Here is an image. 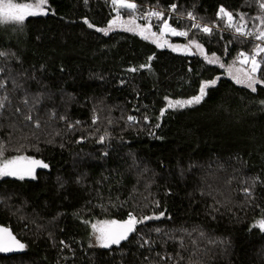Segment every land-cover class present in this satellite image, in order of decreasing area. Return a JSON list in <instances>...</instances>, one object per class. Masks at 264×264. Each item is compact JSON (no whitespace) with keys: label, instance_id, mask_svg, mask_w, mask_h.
Segmentation results:
<instances>
[{"label":"trees","instance_id":"trees-1","mask_svg":"<svg viewBox=\"0 0 264 264\" xmlns=\"http://www.w3.org/2000/svg\"><path fill=\"white\" fill-rule=\"evenodd\" d=\"M127 2L136 9L48 0L47 15L0 24V99L8 98L0 161L23 156L48 165L35 179L0 177V227L24 245L0 251V264H264L256 226L264 219V84L253 92L228 71L261 42L238 36L219 15L223 7L234 21L245 14L246 30L264 28L251 19L264 16L260 0ZM154 10L188 32L170 36V46L195 40L203 53H178L126 30L134 19L159 37L162 21L144 19ZM213 54L218 61L209 64ZM213 80L199 104L168 108ZM129 213L164 215L137 224L119 245L93 244L92 225Z\"/></svg>","mask_w":264,"mask_h":264},{"label":"snow or ice","instance_id":"snow-or-ice-1","mask_svg":"<svg viewBox=\"0 0 264 264\" xmlns=\"http://www.w3.org/2000/svg\"><path fill=\"white\" fill-rule=\"evenodd\" d=\"M48 0H36L35 3L32 2H16V0H0V24L2 25H18L22 26L25 21L29 17H34L38 15H47L48 11L46 10V5ZM113 7L116 8L119 5L120 9H129L135 10L137 5L135 3L127 2V0H112ZM259 8L264 10V0H260ZM177 5L175 3L170 5V12L174 13L176 11ZM188 18L195 21L196 17L193 13L189 12ZM219 15L221 19L227 18V27L230 29H234L235 33L238 36L243 37H254L255 40L260 41L254 46L253 52L251 55L241 52L239 54L238 60L241 65H250L248 68H237L235 69V73L233 72V68L229 67V75L235 80L238 84H244L247 88L251 89L253 92L257 90V85L264 84V71H261V64H264V57L260 60L257 57L260 53H264V28H257L255 31L246 30L248 28L247 21L245 20V14H239V21L233 20V13L227 12L223 7L219 9ZM165 13L163 10L158 11H149L144 19H148L149 17H156L158 20L162 21V27L159 29V37L157 36L156 32L151 30V25H147L145 27H141L140 25L135 24L134 19H130L127 21L128 24L133 25L134 27L128 28L126 30L133 31L135 29H139V34L144 35L145 32L149 33L152 37H156L153 39V43H157V46H162L158 43V40L162 38L166 33H171L174 36H187V31H178L176 28L171 27L168 23V19L164 18ZM119 13L116 19L112 20L109 24V28L115 25L119 21ZM252 20H260L261 25H264V16H257L252 17ZM85 23L88 24L89 28H92L93 25L88 23L85 20ZM193 28L200 29L203 32L211 34L212 28L207 25H201L200 23H193ZM97 31H105L102 29H97ZM145 39L149 37L147 35L144 36ZM167 43V41H165ZM195 46L201 53H203L204 49L200 44H198L195 40L189 42V47ZM179 46L173 47L175 51L176 48ZM185 51H188V48H185ZM6 53L0 52V56H5ZM151 59V57L149 58ZM205 59L209 64L216 63L218 61V57L213 54L212 58L210 59L208 56H205ZM221 67H224L223 64H220ZM141 67H145L142 65ZM131 71H136V69H131ZM0 72H3V68H0ZM257 73H260L258 76ZM216 83L215 80L211 82H205L199 89V94L187 99V100H169L168 101V108L170 109H179L188 107L194 104H199L205 94L206 89L210 85H214ZM4 84L0 83V88H3ZM7 96L0 99V110L4 109L5 103L4 101L7 100ZM25 106L28 104L27 97L23 101ZM261 103H264L262 101ZM17 112L20 111L19 108L16 109ZM163 111L161 115H163ZM27 121H32V116L30 114L24 117ZM128 120L130 122H135V117L129 116ZM35 126L39 127V122H35ZM159 126V125H157ZM104 137H100L101 142L103 141ZM0 156H3V147L0 146ZM38 167L47 168L48 165L43 163L40 160L23 157V156H16L11 159H4L0 161V177L3 176H18L20 179H23L25 176H31L35 179V170ZM246 194H250V190L248 188L244 189ZM164 213H160V216H163ZM160 216L152 217V216H145L142 218H137L132 213L128 214V218L125 221H106L100 225H92L94 232H95V239L98 242L99 246L102 248H110L112 245H119L121 241L127 240L128 236L136 230L137 224L143 223L145 220H151L153 218L159 219ZM262 231H264V219H261L257 225ZM156 231H159L157 229ZM14 248L22 249L24 245L20 243V241L16 238V236L9 230L7 227H0V251H12Z\"/></svg>","mask_w":264,"mask_h":264},{"label":"rangeland","instance_id":"rangeland-1","mask_svg":"<svg viewBox=\"0 0 264 264\" xmlns=\"http://www.w3.org/2000/svg\"><path fill=\"white\" fill-rule=\"evenodd\" d=\"M147 26V25H146ZM163 26V25H162ZM170 36H174V35H171V33H166L163 37H164V39L162 40L161 38L158 40V43L160 44V45H162V46H167L168 45V47H170L172 50H173V47H175V46H170L171 44L169 43V37ZM165 41H167V43H165ZM176 46H179V47H177L176 48V50H175V52H178V53H193V52H195V53H197V52H199V50L198 49H196L195 48V46H191V47H189V44H185V45H182V44H180V45H176ZM185 48H188V51L186 52L185 51ZM174 51V50H173ZM194 53V54H195ZM229 67H232L233 68V72L235 73V69H237V68H248V67H250V65H241L240 63H239V61H238V63L236 64V65H231V66H229ZM229 69V68H228ZM96 225H100V224H96ZM96 235V234H95ZM94 235V236H95ZM94 238V237H93ZM93 244H95V245H98L99 246V244H98V242L96 241V239L94 238L93 239Z\"/></svg>","mask_w":264,"mask_h":264}]
</instances>
